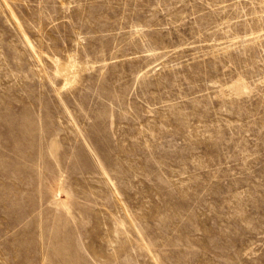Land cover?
Returning <instances> with one entry per match:
<instances>
[{"label": "rangeland", "instance_id": "1", "mask_svg": "<svg viewBox=\"0 0 264 264\" xmlns=\"http://www.w3.org/2000/svg\"><path fill=\"white\" fill-rule=\"evenodd\" d=\"M0 264H264V0H0Z\"/></svg>", "mask_w": 264, "mask_h": 264}]
</instances>
